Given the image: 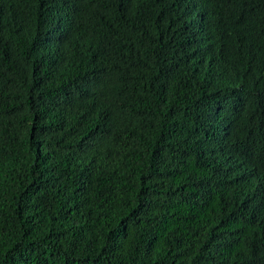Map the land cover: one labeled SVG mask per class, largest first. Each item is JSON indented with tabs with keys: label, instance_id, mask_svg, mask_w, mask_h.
I'll return each mask as SVG.
<instances>
[{
	"label": "trees",
	"instance_id": "1",
	"mask_svg": "<svg viewBox=\"0 0 264 264\" xmlns=\"http://www.w3.org/2000/svg\"><path fill=\"white\" fill-rule=\"evenodd\" d=\"M0 264H264V0H0Z\"/></svg>",
	"mask_w": 264,
	"mask_h": 264
}]
</instances>
